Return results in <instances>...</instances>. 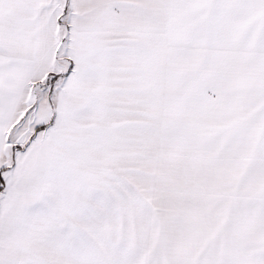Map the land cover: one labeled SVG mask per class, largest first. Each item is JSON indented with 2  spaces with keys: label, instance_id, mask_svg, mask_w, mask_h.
<instances>
[{
  "label": "snow or ice",
  "instance_id": "snow-or-ice-1",
  "mask_svg": "<svg viewBox=\"0 0 264 264\" xmlns=\"http://www.w3.org/2000/svg\"><path fill=\"white\" fill-rule=\"evenodd\" d=\"M0 264H264V0H0Z\"/></svg>",
  "mask_w": 264,
  "mask_h": 264
}]
</instances>
